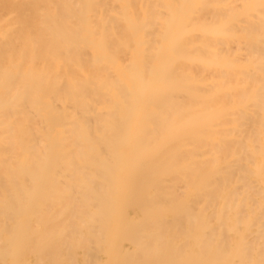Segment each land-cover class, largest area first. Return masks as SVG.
I'll return each instance as SVG.
<instances>
[{"label": "bare ground", "instance_id": "bare-ground-1", "mask_svg": "<svg viewBox=\"0 0 264 264\" xmlns=\"http://www.w3.org/2000/svg\"><path fill=\"white\" fill-rule=\"evenodd\" d=\"M0 264H264V0H0Z\"/></svg>", "mask_w": 264, "mask_h": 264}]
</instances>
